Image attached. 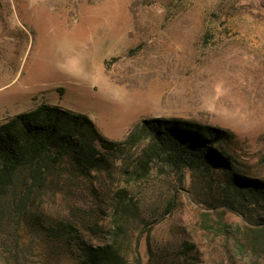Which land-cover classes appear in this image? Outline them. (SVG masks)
Listing matches in <instances>:
<instances>
[{
	"label": "rangeland",
	"instance_id": "rangeland-1",
	"mask_svg": "<svg viewBox=\"0 0 264 264\" xmlns=\"http://www.w3.org/2000/svg\"><path fill=\"white\" fill-rule=\"evenodd\" d=\"M42 104L113 142L151 119L226 131L233 171L264 185V0H0V124ZM144 147L107 173L65 163L0 196V264H74L69 237L100 246L99 229L125 221L121 191L137 217L122 249L142 233V264H264L259 206L224 200L219 171L159 159L130 176Z\"/></svg>",
	"mask_w": 264,
	"mask_h": 264
},
{
	"label": "trees",
	"instance_id": "trees-1",
	"mask_svg": "<svg viewBox=\"0 0 264 264\" xmlns=\"http://www.w3.org/2000/svg\"><path fill=\"white\" fill-rule=\"evenodd\" d=\"M230 137L216 128L151 119L133 126L123 142H113L104 138L86 116L42 104L0 124V196L12 187H41L46 175L65 163L87 179L93 173H107L118 154L145 144L129 168L130 176H143L149 164L159 159L175 166L219 171L225 177L220 188L224 200L230 195L246 198L259 206L264 216V185L236 174L230 158L221 152V145ZM126 196L119 192L113 206L116 213L126 215L125 221L120 220L110 231L99 229L108 235L102 245L90 246L76 235L69 237L66 244H73L74 264H142L138 252L142 233L134 238L129 255L122 249L132 241L127 223L137 218ZM69 231L67 227L57 229L56 238L69 235Z\"/></svg>",
	"mask_w": 264,
	"mask_h": 264
}]
</instances>
